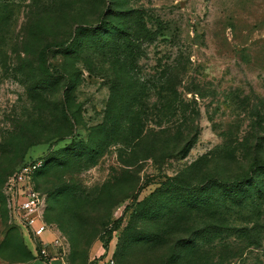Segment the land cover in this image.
Returning a JSON list of instances; mask_svg holds the SVG:
<instances>
[{
  "label": "rangeland",
  "instance_id": "1",
  "mask_svg": "<svg viewBox=\"0 0 264 264\" xmlns=\"http://www.w3.org/2000/svg\"><path fill=\"white\" fill-rule=\"evenodd\" d=\"M5 1L14 18L3 31L11 60L20 51L45 49L54 70L65 79L72 78L70 112L76 140L87 141L91 130L103 122L118 67L92 50L76 57L65 49L81 30L122 23L119 12L141 13L148 28L157 33L156 41L144 47L136 74L156 81L172 73L180 82L182 98H195L201 113L198 139L187 157L164 160L157 151L155 160L146 159L152 150L149 143L110 147L95 167L67 169L66 186L78 188L74 201L57 199L56 184L45 176L39 179L40 189L52 196L49 222L61 239L57 250L70 264H89L93 252H98L97 261L109 257L102 260L105 264H140L143 254L122 250L129 227L126 211L134 198L142 201L163 177L188 171L204 156L208 157L205 164L192 168L185 179H232L250 166L255 154L264 160V0ZM15 67L0 71V140L12 132L21 116L33 113ZM64 83L57 86V98ZM151 97L157 98L156 91ZM50 138L39 137L25 160L49 156L71 143V139ZM226 148L235 151L236 157H219ZM21 238L5 200L0 204V264H19L29 258ZM232 264H264V247Z\"/></svg>",
  "mask_w": 264,
  "mask_h": 264
},
{
  "label": "trees",
  "instance_id": "2",
  "mask_svg": "<svg viewBox=\"0 0 264 264\" xmlns=\"http://www.w3.org/2000/svg\"><path fill=\"white\" fill-rule=\"evenodd\" d=\"M9 9L6 1L0 0V71L16 66L14 74L30 97L33 113L21 116L12 132L0 140V204L5 203L2 189L8 178L30 162H43L35 185L48 197L46 220L51 224L52 196L40 189L41 177L56 184L57 199L62 196L65 201H74L78 188L66 186L63 177L67 169L79 165L95 167L110 147L127 149L149 143L152 150L146 159L153 160L157 151L164 160L190 154L199 135L201 113L197 100L182 98L180 82L172 73L166 79L150 81L135 72L144 47L157 39V33L148 28L141 13L119 12L122 23L107 22L97 29L81 30L65 49L76 57L92 50L118 67L110 83L111 97L103 122L91 130L87 141H78L70 112L72 78L65 79L54 70L45 49L20 51L11 60L4 47L3 32L14 22ZM62 81L64 87L57 98V86ZM153 91L157 98L151 97ZM48 135L49 141L71 139V143L49 156L27 162L28 151L39 144V137ZM218 156L232 160L236 152L226 148ZM253 157L250 166L232 179H185L192 168L205 164L207 156L186 172L163 177L154 192L140 202L134 198V204L127 207L129 227L122 239V250L126 254L130 249L143 254L140 264H232L247 260L264 247V160L259 153ZM111 236L112 232L109 239Z\"/></svg>",
  "mask_w": 264,
  "mask_h": 264
},
{
  "label": "built area",
  "instance_id": "3",
  "mask_svg": "<svg viewBox=\"0 0 264 264\" xmlns=\"http://www.w3.org/2000/svg\"><path fill=\"white\" fill-rule=\"evenodd\" d=\"M42 167V161L22 166L8 178L3 192L11 216L31 235L40 256L49 259V245L58 247L61 239L57 236L51 244L44 239L48 233H53L54 226L46 220L48 197L35 185V177ZM110 264L115 262L111 261Z\"/></svg>",
  "mask_w": 264,
  "mask_h": 264
},
{
  "label": "crops",
  "instance_id": "4",
  "mask_svg": "<svg viewBox=\"0 0 264 264\" xmlns=\"http://www.w3.org/2000/svg\"><path fill=\"white\" fill-rule=\"evenodd\" d=\"M19 229L22 232L21 244L27 249L28 255L30 257L29 260H25L24 262L19 264H70L66 256H64L62 253H59L57 247L53 245H49L50 258L49 259L42 258L39 254L35 241L31 237V235L24 228L20 226ZM58 235L59 234H56L54 232L48 233L44 239L46 242L51 244ZM97 254L98 252L92 253V257L90 258L89 264H105V262L102 260H109V257H106L105 259L97 261L98 260L96 259Z\"/></svg>",
  "mask_w": 264,
  "mask_h": 264
}]
</instances>
